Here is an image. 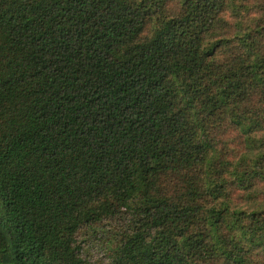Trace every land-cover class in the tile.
<instances>
[{
  "label": "trees",
  "instance_id": "trees-1",
  "mask_svg": "<svg viewBox=\"0 0 264 264\" xmlns=\"http://www.w3.org/2000/svg\"><path fill=\"white\" fill-rule=\"evenodd\" d=\"M0 264H264V0H0Z\"/></svg>",
  "mask_w": 264,
  "mask_h": 264
},
{
  "label": "rangeland",
  "instance_id": "rangeland-1",
  "mask_svg": "<svg viewBox=\"0 0 264 264\" xmlns=\"http://www.w3.org/2000/svg\"><path fill=\"white\" fill-rule=\"evenodd\" d=\"M94 234H92V232L85 231L82 234L80 241L87 242L84 244V247L88 250V254L92 255L94 260H99L103 254L102 242H100V236L96 235L95 237Z\"/></svg>",
  "mask_w": 264,
  "mask_h": 264
}]
</instances>
